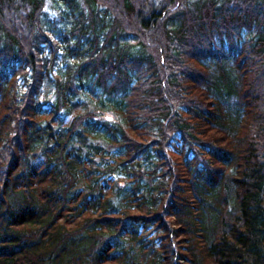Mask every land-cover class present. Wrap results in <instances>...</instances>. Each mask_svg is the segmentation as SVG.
Instances as JSON below:
<instances>
[{
	"label": "trees",
	"instance_id": "16d2710c",
	"mask_svg": "<svg viewBox=\"0 0 264 264\" xmlns=\"http://www.w3.org/2000/svg\"><path fill=\"white\" fill-rule=\"evenodd\" d=\"M0 264H264V0H0Z\"/></svg>",
	"mask_w": 264,
	"mask_h": 264
},
{
	"label": "rangeland",
	"instance_id": "374dc122",
	"mask_svg": "<svg viewBox=\"0 0 264 264\" xmlns=\"http://www.w3.org/2000/svg\"><path fill=\"white\" fill-rule=\"evenodd\" d=\"M63 218L65 219V223L66 224L71 223L72 221H75V220L79 219L77 216H73L72 211L71 212H67V213L65 212Z\"/></svg>",
	"mask_w": 264,
	"mask_h": 264
},
{
	"label": "snow or ice",
	"instance_id": "6c2138e0",
	"mask_svg": "<svg viewBox=\"0 0 264 264\" xmlns=\"http://www.w3.org/2000/svg\"><path fill=\"white\" fill-rule=\"evenodd\" d=\"M107 119H109V120H110V119H111V117H107Z\"/></svg>",
	"mask_w": 264,
	"mask_h": 264
}]
</instances>
